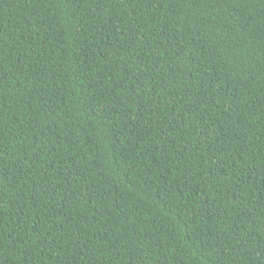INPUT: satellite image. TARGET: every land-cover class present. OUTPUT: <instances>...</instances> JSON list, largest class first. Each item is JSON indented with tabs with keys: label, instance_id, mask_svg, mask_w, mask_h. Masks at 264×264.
<instances>
[{
	"label": "trees",
	"instance_id": "trees-1",
	"mask_svg": "<svg viewBox=\"0 0 264 264\" xmlns=\"http://www.w3.org/2000/svg\"><path fill=\"white\" fill-rule=\"evenodd\" d=\"M0 264H264V0H0Z\"/></svg>",
	"mask_w": 264,
	"mask_h": 264
}]
</instances>
